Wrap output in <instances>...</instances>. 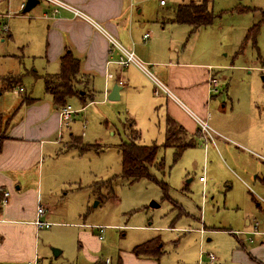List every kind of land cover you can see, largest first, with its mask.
I'll return each instance as SVG.
<instances>
[{"label": "rangeland", "instance_id": "obj_1", "mask_svg": "<svg viewBox=\"0 0 264 264\" xmlns=\"http://www.w3.org/2000/svg\"><path fill=\"white\" fill-rule=\"evenodd\" d=\"M165 1L166 5L161 6L159 0H133L134 8L141 9L138 14L134 11V16L151 33L149 41L165 54L177 47L189 59L211 64L218 75L230 77V81L233 77L236 82L231 93L242 97L244 104L251 95H264V0ZM190 1L206 3L212 13L210 23L194 28L168 20L178 5ZM19 3L20 0H9L0 4V13L8 11L0 18V113L11 118L24 98L26 101L45 96L44 73L59 71L58 64H47L35 56L41 50L38 43L42 37L35 15L44 2L25 14ZM161 17L165 18L163 28ZM252 31L256 32L254 39H246ZM145 69L148 75L153 72L150 66ZM9 72L18 75L20 82H2ZM127 73L138 86L124 89L116 101L103 96L98 82L93 92L95 101L88 103L87 98L84 111L75 112L84 105L76 97L67 99L74 112L68 129H64L62 143L65 145L73 136L87 148L81 151L72 147L51 163L58 181L43 179L40 194L55 205L56 216L48 228L34 234L35 264H199L200 251L224 249L234 241L227 232L242 231L244 214L237 204L246 209L253 202L240 186L230 193L224 188L222 180L228 178L224 171L212 165L206 172L212 160L200 153L199 143L175 160L174 149L159 147L156 160H163V171L153 165L150 177L133 182L122 177L119 147L129 141L128 116L135 120L139 143L156 140L162 144L163 140L162 113L154 108L162 97L155 95L154 86L141 88V84L146 86L145 77L151 76L143 77L131 67ZM253 86L258 95L251 92ZM19 87L24 92H19ZM203 172L208 176L207 188L198 183ZM161 182L168 186L169 199L163 196ZM95 226L105 227L101 240L95 237ZM199 228L204 229L203 234ZM155 236L163 241L166 252L159 262L132 255L135 246ZM207 237L211 240L207 241ZM17 247L25 250L16 242L0 247L4 264H24L13 256ZM57 250L60 253L55 255Z\"/></svg>", "mask_w": 264, "mask_h": 264}, {"label": "crops", "instance_id": "obj_2", "mask_svg": "<svg viewBox=\"0 0 264 264\" xmlns=\"http://www.w3.org/2000/svg\"><path fill=\"white\" fill-rule=\"evenodd\" d=\"M61 1L69 8H56L53 4L43 1V6L35 15L40 23L42 35L38 43L41 50L35 56L44 59L47 64L56 63L59 66L60 57L67 51L71 52L79 60L80 73L88 76V80L85 78L77 85L82 95H93L98 82V90L103 96H108L117 83L120 86V98L124 89H135L138 86L132 75L127 73L130 67L143 77L151 76L145 77L146 86L141 84V88L154 86L155 91V82L166 87L171 95L160 91L157 96L162 97V100L154 107L162 113V144L170 131L174 132L176 143L192 144L185 147L182 153L199 143L200 153L203 152L205 159L208 157V160L210 156L212 160L208 161L206 172H210L212 165L218 168L219 172L224 171L228 175V178L222 180L224 188L230 193L235 186H240L246 189L253 202H250L246 209L237 204L240 207L239 212L244 214V226L242 231L227 232L234 237V241L224 249L214 250L216 261L219 264H264V95H251L244 104L242 97L231 93L236 82L233 77L230 81V77L220 73L218 75L211 64L193 61L187 55H182L177 47L174 52L163 53L152 40L149 41L151 33L145 31L143 24L136 21L134 11L138 14L141 9L134 8L133 0ZM25 2L20 0V8ZM165 5L166 1L161 6ZM71 9L87 15L115 37L125 50L132 51L141 67L135 63H129L125 67L118 64L116 61L121 53L110 45L103 31L92 21L75 15ZM7 12L0 13V18L7 16ZM161 18L163 28L162 21L165 18ZM170 18L171 16L168 20ZM145 34L148 36L144 37ZM146 66L153 70L149 75L146 73ZM32 72L37 73L35 70ZM107 73L112 74V77L107 78ZM9 74L16 75L11 72ZM209 76L218 79L216 92L212 91L208 83ZM250 90L258 95L254 86ZM22 91L24 92V89ZM74 97L83 103L79 96ZM88 103L77 107L75 112L84 111ZM59 110L51 95L45 92V96L41 98H27L26 101L24 98L12 118L11 115L0 113V135L4 137L0 142V247H7L14 242L23 245L25 250L17 247L13 256L23 260L24 264L34 258V234L41 228H48L52 224L51 219L56 216L55 205L49 200H43L40 194L43 179L51 183L58 181L59 175L52 170L54 166L51 163L58 156L72 150L71 135L65 145L62 143L64 129H68L69 120L61 127ZM195 116L205 120L214 131L212 139L201 136ZM129 120H132V125L136 128L135 120L128 116L127 121ZM169 128L172 130L169 131ZM139 138L140 133L137 141ZM151 143L158 144L156 140L149 144ZM169 147L174 149L172 145L163 148ZM55 155L56 157H53ZM201 176H204V181L199 180ZM198 183L203 188L208 187V176L204 172L198 176ZM5 192L8 195L5 203L1 204ZM38 204L45 209L41 220L48 224V227L37 228L33 223ZM248 213L255 214L249 218ZM98 227H102L101 232ZM94 228L97 229L95 237L101 240L105 227ZM171 230L181 231L176 227H171ZM200 230L204 231L203 228L198 229L199 232ZM153 238L160 240L164 255L166 252L163 250V241L159 236L149 240ZM206 240L211 239L207 237ZM19 252L22 254L19 255ZM59 253L60 250H57L55 255ZM132 255L154 263L159 262L163 256L157 260L135 256L133 253ZM205 255L204 253L201 256L199 252V264H210ZM203 256L206 257L205 262L202 260ZM4 260L5 257L0 255L1 264H4Z\"/></svg>", "mask_w": 264, "mask_h": 264}, {"label": "trees", "instance_id": "obj_3", "mask_svg": "<svg viewBox=\"0 0 264 264\" xmlns=\"http://www.w3.org/2000/svg\"><path fill=\"white\" fill-rule=\"evenodd\" d=\"M22 13V12H21ZM24 14V13H22ZM170 20L178 24H187L196 28L200 25H205L211 22L212 13L207 7L205 2L190 1L188 4H181L176 7ZM256 32L252 31L246 35V39H254ZM79 60L75 58L71 52H65L59 59V71L55 74H47L44 76V88L45 92L50 94L53 103L57 108H62L67 105V99L74 96H79L85 104L86 99H93V95H82V91L78 88V84L88 76L81 74L79 69ZM18 75L6 76L5 82H18ZM9 87V86H8ZM170 121V120H169ZM128 143H123L119 147L121 155V175L123 178L136 181L140 178L150 177L149 168L153 165L160 171H163L164 162L157 161L156 155L159 147L173 146L174 147V160L179 158L183 149L192 145L189 142L176 143L175 134L171 128H169L165 143L163 144H141L137 141L139 131L133 127L132 120L128 121ZM4 137L0 135V142ZM72 144L70 146L77 147L79 150L87 148V145H83L78 138L71 136ZM163 196L165 199H169L167 192L168 186L165 182L160 184ZM132 253L135 256L152 257L159 259L163 255L161 249V243L158 238H153L140 245L135 246L132 249ZM1 264V263H0Z\"/></svg>", "mask_w": 264, "mask_h": 264}, {"label": "built area", "instance_id": "obj_4", "mask_svg": "<svg viewBox=\"0 0 264 264\" xmlns=\"http://www.w3.org/2000/svg\"><path fill=\"white\" fill-rule=\"evenodd\" d=\"M3 1H5V0H0V4ZM40 1H45L47 3L53 4L56 8L57 7L69 8V6L67 4H65V3H63L61 0H39V2ZM159 4L160 5L165 4V0H159ZM23 7H24V4L21 5V8H23ZM71 10L74 12L75 15H77V16L85 19V20L92 21L87 15L81 13L80 11L74 10V9H71ZM92 23L103 31V33L105 34L106 38L108 39V42L110 43V45L114 49H116L117 51H119L121 53V55L119 56L118 60L116 61L118 64H120L122 67H125L129 63H135V64H137L138 66L141 67V64L138 62L136 56L134 55V53L132 51L125 50L121 46V44L117 41V39L115 37H113L111 34L106 32L105 30H103L95 22L92 21ZM147 36H148L147 34L144 35V37H147ZM106 77L110 78V77H112V74L107 73ZM120 83H121V81L119 80V84ZM155 83H156V86H157V88L154 91L155 95H158L160 93V91H163L167 95H171L166 87H164L162 84H160L158 82H155ZM208 83L211 86L212 91L216 92L217 90H216L215 86L218 83V79L213 77V76H209ZM18 90L21 92L23 90V88L20 87V88H18ZM73 112L74 111L70 108L69 105H66V106L60 108L58 116H59V121H60V126L61 127L65 126L67 124V122L71 118ZM195 120H196V122L198 124V131L201 134V136H203L204 138H207V139H212V134L214 133V131L211 129V127L208 125V123L205 120H203V119L197 118L196 116H195ZM199 180L200 181H204V176H201L199 178ZM7 195H8V193L5 192L4 193V198L1 200V204L5 203ZM44 212H45L44 207L41 204H38L37 208H36V219L33 222L34 225L37 228L42 227V226L48 227V224H46L45 222H43L41 220V216H42V214ZM98 229L101 232L102 227H98ZM200 232L202 233L204 231L200 230ZM205 254H206L207 259H208L210 264H219L216 261V257H215V255L213 253L208 252V253H205ZM200 255L202 256V255H204V253L202 251H200ZM36 262H37V259H36V257H34L32 260L28 261L25 264H35Z\"/></svg>", "mask_w": 264, "mask_h": 264}, {"label": "water", "instance_id": "obj_5", "mask_svg": "<svg viewBox=\"0 0 264 264\" xmlns=\"http://www.w3.org/2000/svg\"><path fill=\"white\" fill-rule=\"evenodd\" d=\"M39 3V0H26L24 7L22 8V13L29 12L34 6ZM120 86L116 83L110 93L107 96L108 100L115 101L119 98Z\"/></svg>", "mask_w": 264, "mask_h": 264}]
</instances>
